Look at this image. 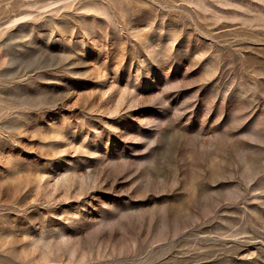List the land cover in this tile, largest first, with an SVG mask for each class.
<instances>
[{
    "label": "rangeland",
    "instance_id": "obj_1",
    "mask_svg": "<svg viewBox=\"0 0 264 264\" xmlns=\"http://www.w3.org/2000/svg\"><path fill=\"white\" fill-rule=\"evenodd\" d=\"M0 264H264V0H0Z\"/></svg>",
    "mask_w": 264,
    "mask_h": 264
}]
</instances>
